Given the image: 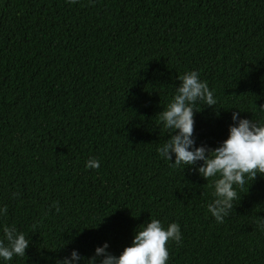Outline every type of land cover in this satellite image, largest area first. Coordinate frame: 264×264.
I'll use <instances>...</instances> for the list:
<instances>
[{
	"label": "trees",
	"instance_id": "1",
	"mask_svg": "<svg viewBox=\"0 0 264 264\" xmlns=\"http://www.w3.org/2000/svg\"><path fill=\"white\" fill-rule=\"evenodd\" d=\"M191 69L217 97L194 111L196 146H218L233 111L264 116V0H0V224L29 239L0 264L105 241L118 255L153 217L180 226L168 264H264V175L218 222L195 166L157 152V114Z\"/></svg>",
	"mask_w": 264,
	"mask_h": 264
},
{
	"label": "clouds",
	"instance_id": "2",
	"mask_svg": "<svg viewBox=\"0 0 264 264\" xmlns=\"http://www.w3.org/2000/svg\"><path fill=\"white\" fill-rule=\"evenodd\" d=\"M179 86L157 116L169 138L157 148V152L170 164L184 168L195 166V171L204 178L212 189V199L207 210L218 222L229 215L238 188L246 180L258 174L264 175V116L249 119L240 116L241 110L233 111L228 125L227 136L216 147L194 143V111L203 102L216 106L214 89L200 77L196 69L185 71L177 76ZM199 102V103H198ZM264 113V105L257 108ZM197 161H201L196 165ZM100 161L90 157L86 167L97 168ZM209 178L211 180L209 181ZM59 211L57 202H53ZM7 205H0V215L6 214ZM257 227L264 230V217L257 220ZM3 238H0V262L10 261L14 256L23 257L29 239L14 225L0 224ZM180 226L170 222L165 227L161 220L150 218L134 229L131 242L123 247L118 255L109 250L107 241L94 248L91 256L85 258L76 248L67 256L55 258V264H168L169 241L180 242ZM6 241V243H5Z\"/></svg>",
	"mask_w": 264,
	"mask_h": 264
}]
</instances>
